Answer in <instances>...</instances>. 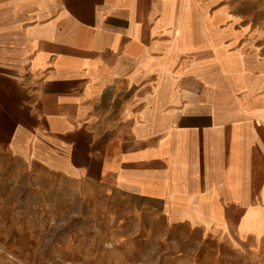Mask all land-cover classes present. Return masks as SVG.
<instances>
[{
	"label": "crops",
	"instance_id": "0c3cea01",
	"mask_svg": "<svg viewBox=\"0 0 264 264\" xmlns=\"http://www.w3.org/2000/svg\"><path fill=\"white\" fill-rule=\"evenodd\" d=\"M194 1L0 0V176L110 184L260 241L264 67L200 3L195 33Z\"/></svg>",
	"mask_w": 264,
	"mask_h": 264
},
{
	"label": "rangeland",
	"instance_id": "374dc122",
	"mask_svg": "<svg viewBox=\"0 0 264 264\" xmlns=\"http://www.w3.org/2000/svg\"><path fill=\"white\" fill-rule=\"evenodd\" d=\"M199 3L216 18L213 31L225 32L230 50L260 72L264 0H195V33L203 24ZM255 82L259 95L264 78ZM253 105L264 109L261 101ZM111 187L29 171L0 176V264H264V235L258 242L252 235L239 239L191 212Z\"/></svg>",
	"mask_w": 264,
	"mask_h": 264
}]
</instances>
